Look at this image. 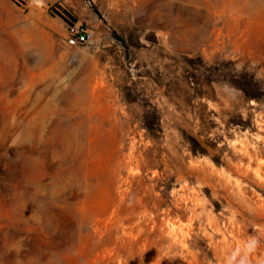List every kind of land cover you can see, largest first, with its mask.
Wrapping results in <instances>:
<instances>
[{
	"label": "rangeland",
	"instance_id": "374dc122",
	"mask_svg": "<svg viewBox=\"0 0 264 264\" xmlns=\"http://www.w3.org/2000/svg\"><path fill=\"white\" fill-rule=\"evenodd\" d=\"M61 4L0 0V264H264V0Z\"/></svg>",
	"mask_w": 264,
	"mask_h": 264
},
{
	"label": "built area",
	"instance_id": "2783aa9c",
	"mask_svg": "<svg viewBox=\"0 0 264 264\" xmlns=\"http://www.w3.org/2000/svg\"><path fill=\"white\" fill-rule=\"evenodd\" d=\"M96 37L94 28L83 23H74L67 29V43L71 47H79L93 44ZM76 56L73 55L71 62H75Z\"/></svg>",
	"mask_w": 264,
	"mask_h": 264
},
{
	"label": "trees",
	"instance_id": "16d2710c",
	"mask_svg": "<svg viewBox=\"0 0 264 264\" xmlns=\"http://www.w3.org/2000/svg\"><path fill=\"white\" fill-rule=\"evenodd\" d=\"M53 17L59 18L62 22L66 23L69 26L77 23V20L71 15L69 11L62 10V12H57L56 10L51 11Z\"/></svg>",
	"mask_w": 264,
	"mask_h": 264
},
{
	"label": "crops",
	"instance_id": "0c3cea01",
	"mask_svg": "<svg viewBox=\"0 0 264 264\" xmlns=\"http://www.w3.org/2000/svg\"><path fill=\"white\" fill-rule=\"evenodd\" d=\"M60 1H62L61 5H64V6L66 5L68 7L78 2V0H60ZM112 2L114 3V0H112Z\"/></svg>",
	"mask_w": 264,
	"mask_h": 264
}]
</instances>
